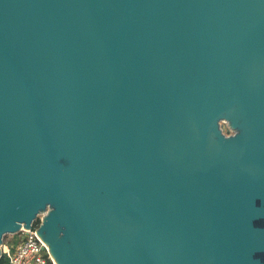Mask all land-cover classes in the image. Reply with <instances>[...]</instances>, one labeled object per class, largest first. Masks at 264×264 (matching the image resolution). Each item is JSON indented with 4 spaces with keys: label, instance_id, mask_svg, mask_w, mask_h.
<instances>
[{
    "label": "water",
    "instance_id": "1",
    "mask_svg": "<svg viewBox=\"0 0 264 264\" xmlns=\"http://www.w3.org/2000/svg\"><path fill=\"white\" fill-rule=\"evenodd\" d=\"M37 218L56 264H264V0H0V246Z\"/></svg>",
    "mask_w": 264,
    "mask_h": 264
},
{
    "label": "built area",
    "instance_id": "2",
    "mask_svg": "<svg viewBox=\"0 0 264 264\" xmlns=\"http://www.w3.org/2000/svg\"><path fill=\"white\" fill-rule=\"evenodd\" d=\"M35 222L30 228L21 227L15 234L7 235L0 246V264H55L47 255L42 238L34 235Z\"/></svg>",
    "mask_w": 264,
    "mask_h": 264
},
{
    "label": "rangeland",
    "instance_id": "3",
    "mask_svg": "<svg viewBox=\"0 0 264 264\" xmlns=\"http://www.w3.org/2000/svg\"><path fill=\"white\" fill-rule=\"evenodd\" d=\"M220 125H221V128L223 129V132H224L226 135L232 134V133L230 132V130H228V126H227L226 123L221 122ZM226 130H228V132H226ZM5 237H6V238H4L3 241H5V240L7 239L8 236L6 235Z\"/></svg>",
    "mask_w": 264,
    "mask_h": 264
},
{
    "label": "trees",
    "instance_id": "4",
    "mask_svg": "<svg viewBox=\"0 0 264 264\" xmlns=\"http://www.w3.org/2000/svg\"><path fill=\"white\" fill-rule=\"evenodd\" d=\"M226 132H228V130H226ZM37 224H39V221L38 220H36V222H35V225H37ZM4 238H6V237H4Z\"/></svg>",
    "mask_w": 264,
    "mask_h": 264
},
{
    "label": "bare ground",
    "instance_id": "5",
    "mask_svg": "<svg viewBox=\"0 0 264 264\" xmlns=\"http://www.w3.org/2000/svg\"><path fill=\"white\" fill-rule=\"evenodd\" d=\"M54 261V260H53ZM54 263L56 264V262L54 261Z\"/></svg>",
    "mask_w": 264,
    "mask_h": 264
}]
</instances>
